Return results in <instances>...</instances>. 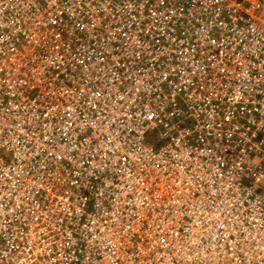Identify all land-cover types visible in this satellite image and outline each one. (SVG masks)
Wrapping results in <instances>:
<instances>
[{
    "label": "built area",
    "instance_id": "2783aa9c",
    "mask_svg": "<svg viewBox=\"0 0 264 264\" xmlns=\"http://www.w3.org/2000/svg\"><path fill=\"white\" fill-rule=\"evenodd\" d=\"M0 264H264V0H0Z\"/></svg>",
    "mask_w": 264,
    "mask_h": 264
},
{
    "label": "rangeland",
    "instance_id": "374dc122",
    "mask_svg": "<svg viewBox=\"0 0 264 264\" xmlns=\"http://www.w3.org/2000/svg\"><path fill=\"white\" fill-rule=\"evenodd\" d=\"M242 2H247V1H251V0H241Z\"/></svg>",
    "mask_w": 264,
    "mask_h": 264
}]
</instances>
